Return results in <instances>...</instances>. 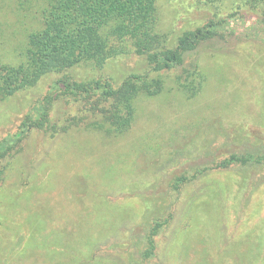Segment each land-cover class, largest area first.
Here are the masks:
<instances>
[{"label": "rangeland", "instance_id": "obj_1", "mask_svg": "<svg viewBox=\"0 0 264 264\" xmlns=\"http://www.w3.org/2000/svg\"><path fill=\"white\" fill-rule=\"evenodd\" d=\"M48 4L0 0L2 63L25 61L28 37L43 27ZM236 8L234 0H158L160 32L172 45ZM255 18L162 75L165 91L139 97L136 118L120 137L106 118L113 100L58 98L55 83L109 80L118 88L149 72L137 54L102 69L54 70L0 98V264H84L86 257L87 264H264V184L242 198V173L215 170L178 192L169 186L176 174L261 144L253 132L264 130V21ZM186 71L189 80L198 72L205 78L193 98L176 83ZM50 98L52 125L18 136ZM155 219L169 223L147 260L145 238ZM123 243L127 248L113 247Z\"/></svg>", "mask_w": 264, "mask_h": 264}, {"label": "trees", "instance_id": "obj_2", "mask_svg": "<svg viewBox=\"0 0 264 264\" xmlns=\"http://www.w3.org/2000/svg\"><path fill=\"white\" fill-rule=\"evenodd\" d=\"M48 2V7L43 11V27L28 37L26 50L22 54L25 61L19 66L0 61V98L11 97L18 91L33 86L41 76L54 70L63 71L81 64H92L93 67L102 69L113 59L137 54L147 62L149 72L129 76L118 88L109 80L79 83L66 79L55 83V89H61L59 96H56L58 98L87 99L100 96L106 101L113 100L110 114L106 118L117 137L125 135L131 128L136 118L139 97L162 94L166 89V80L162 75L183 67L187 55L197 51L204 43L230 33L238 22L253 21L256 20L255 17L264 21V0H234L237 6L234 15L219 17L217 14L205 24L186 30L173 39L174 43L171 45L169 36L160 32L158 0ZM249 12L253 14L250 15ZM194 69L198 71V66H194ZM189 75L187 71L176 75V83L187 96L193 98L201 91L205 78L201 72H198V79L195 77L189 80ZM52 103L53 99H48L38 109L36 118L27 117L18 136L25 135L32 128L51 126L49 113ZM255 131L253 134L261 141L260 145L246 144L244 148H235V151L218 161L206 166H194L191 170L176 174L169 181V186L178 192L212 171L239 170L243 175L239 190L241 197L255 192L264 184V176L258 177L259 172L264 170V130ZM2 174L0 170V181ZM168 221L154 220L145 238V259L155 256L156 238ZM127 246L128 243H123L113 247ZM84 261L87 264L89 259L86 257Z\"/></svg>", "mask_w": 264, "mask_h": 264}]
</instances>
